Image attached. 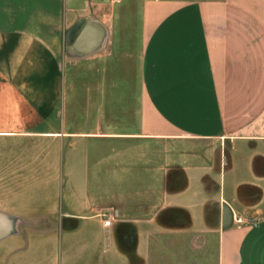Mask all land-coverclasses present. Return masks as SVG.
I'll return each mask as SVG.
<instances>
[{
    "label": "crops",
    "instance_id": "obj_1",
    "mask_svg": "<svg viewBox=\"0 0 264 264\" xmlns=\"http://www.w3.org/2000/svg\"><path fill=\"white\" fill-rule=\"evenodd\" d=\"M0 225V264H264V0H0Z\"/></svg>",
    "mask_w": 264,
    "mask_h": 264
},
{
    "label": "water",
    "instance_id": "obj_2",
    "mask_svg": "<svg viewBox=\"0 0 264 264\" xmlns=\"http://www.w3.org/2000/svg\"><path fill=\"white\" fill-rule=\"evenodd\" d=\"M2 231V227H1V225H0V232Z\"/></svg>",
    "mask_w": 264,
    "mask_h": 264
},
{
    "label": "built area",
    "instance_id": "obj_3",
    "mask_svg": "<svg viewBox=\"0 0 264 264\" xmlns=\"http://www.w3.org/2000/svg\"><path fill=\"white\" fill-rule=\"evenodd\" d=\"M238 222H241V220H238Z\"/></svg>",
    "mask_w": 264,
    "mask_h": 264
}]
</instances>
